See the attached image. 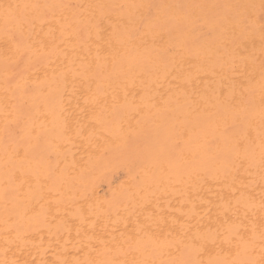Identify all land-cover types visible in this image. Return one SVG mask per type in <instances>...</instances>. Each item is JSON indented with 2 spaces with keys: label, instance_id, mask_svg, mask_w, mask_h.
Segmentation results:
<instances>
[{
  "label": "bare ground",
  "instance_id": "obj_1",
  "mask_svg": "<svg viewBox=\"0 0 264 264\" xmlns=\"http://www.w3.org/2000/svg\"><path fill=\"white\" fill-rule=\"evenodd\" d=\"M0 264H264V0H0Z\"/></svg>",
  "mask_w": 264,
  "mask_h": 264
}]
</instances>
